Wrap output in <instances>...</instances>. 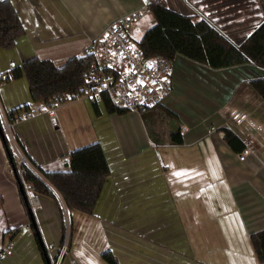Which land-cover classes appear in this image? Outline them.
<instances>
[{"label":"crops","instance_id":"0c3cea01","mask_svg":"<svg viewBox=\"0 0 264 264\" xmlns=\"http://www.w3.org/2000/svg\"><path fill=\"white\" fill-rule=\"evenodd\" d=\"M10 1L24 33L11 48L0 47V73L34 56L61 66L132 11L141 13L130 37L132 28L144 33L155 21L142 8L146 0ZM163 3L207 19L235 44L264 21V0ZM171 64L169 91L143 113H110L101 101L95 113L78 97L59 104L54 118L38 112L13 125L12 148L17 140L45 170H65L70 151L91 142L100 143L109 165L92 214L37 193L31 208L54 264H109L105 251L119 264H264L250 240L264 228V99L249 84L264 68H211L180 54ZM29 102L24 76L1 82V123L7 110ZM225 130L235 135V147L246 138L255 151L241 160ZM174 131L181 142L170 141ZM30 223L0 137V248H11L0 264H45Z\"/></svg>","mask_w":264,"mask_h":264},{"label":"trees","instance_id":"16d2710c","mask_svg":"<svg viewBox=\"0 0 264 264\" xmlns=\"http://www.w3.org/2000/svg\"><path fill=\"white\" fill-rule=\"evenodd\" d=\"M148 10L154 16V23L149 26L138 40V51L146 59L162 57L169 59L180 54L211 68H224L244 63H254L264 68V21L258 25L242 42L235 44L207 19H195L192 15L183 14L163 4L150 5ZM24 33L23 24L10 0H0V47L11 48L16 39ZM90 55H75L63 65L57 66L50 59L30 57L22 63L13 65L4 73H0V83L25 77L31 101L49 102L54 95L60 96L64 102L75 99L85 93L91 82L83 76V72L91 61ZM3 74V76H2ZM251 87L264 99V76L249 80ZM107 112L118 114L129 111L115 106L107 95L101 100ZM95 113H98L96 102H92ZM27 103L7 110L8 118L22 110ZM153 106V105H152ZM151 107V106H150ZM150 107L140 111L143 113ZM0 137L8 158L10 170L17 183L19 195L30 224L34 229L35 239L45 264H54L55 259L48 255L47 247L42 241L37 228L32 208L28 201L26 185L37 193L51 197L60 196L68 211L78 210L92 214L110 173L109 165L99 142L77 147L70 151L65 170L48 171L28 158L33 169L27 167L23 177L17 172L13 159V148L0 121ZM178 131L171 133V142H181ZM226 142L237 151H242L243 145L237 148L235 135L224 131ZM250 240L257 259L264 262V228L252 232ZM69 247V238L65 251ZM109 264H119L110 251L102 253Z\"/></svg>","mask_w":264,"mask_h":264},{"label":"built area","instance_id":"2783aa9c","mask_svg":"<svg viewBox=\"0 0 264 264\" xmlns=\"http://www.w3.org/2000/svg\"><path fill=\"white\" fill-rule=\"evenodd\" d=\"M159 4H163V0H146L142 8L147 9L150 5ZM140 13L141 10L138 9L110 22L100 35L90 38L82 48L81 54L90 55L92 58L83 72L91 86L76 98L85 97L90 102H97L102 100L103 95H107L115 106L140 112L157 103L169 91L171 61L162 57L146 59L131 46L130 29L138 21ZM61 103H64L63 99L54 95L49 102L31 101L20 113L14 112L11 119L3 118L2 125L7 137L12 138V127L15 123L29 119L38 112H44L54 118L56 107ZM241 141L243 149L239 158L243 160L247 154L255 151V147L246 138ZM13 159L20 177H23L27 167L33 169L16 143H13ZM28 201L32 208L37 206V192L29 194ZM68 238L69 231L64 233L61 241L63 250ZM9 254V245L0 248V260Z\"/></svg>","mask_w":264,"mask_h":264},{"label":"rangeland","instance_id":"374dc122","mask_svg":"<svg viewBox=\"0 0 264 264\" xmlns=\"http://www.w3.org/2000/svg\"><path fill=\"white\" fill-rule=\"evenodd\" d=\"M142 34L143 33H142L141 29H137V27H134V29L132 28L130 43H131L133 50H135L136 52H139L137 42L140 39V37L142 36ZM114 64L116 65L117 63H114ZM26 191L29 194H31L33 190L28 185H26Z\"/></svg>","mask_w":264,"mask_h":264},{"label":"snow or ice","instance_id":"6c2138e0","mask_svg":"<svg viewBox=\"0 0 264 264\" xmlns=\"http://www.w3.org/2000/svg\"><path fill=\"white\" fill-rule=\"evenodd\" d=\"M175 175H178V173H177V174H175Z\"/></svg>","mask_w":264,"mask_h":264},{"label":"water","instance_id":"95a60500","mask_svg":"<svg viewBox=\"0 0 264 264\" xmlns=\"http://www.w3.org/2000/svg\"><path fill=\"white\" fill-rule=\"evenodd\" d=\"M0 133H1V131H0Z\"/></svg>","mask_w":264,"mask_h":264}]
</instances>
